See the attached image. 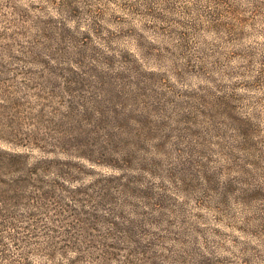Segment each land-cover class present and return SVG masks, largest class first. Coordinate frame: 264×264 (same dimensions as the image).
I'll list each match as a JSON object with an SVG mask.
<instances>
[{"label":"rangeland","instance_id":"obj_1","mask_svg":"<svg viewBox=\"0 0 264 264\" xmlns=\"http://www.w3.org/2000/svg\"><path fill=\"white\" fill-rule=\"evenodd\" d=\"M0 148L110 264H264V0H0ZM33 210L5 212L37 256Z\"/></svg>","mask_w":264,"mask_h":264},{"label":"trees","instance_id":"obj_2","mask_svg":"<svg viewBox=\"0 0 264 264\" xmlns=\"http://www.w3.org/2000/svg\"><path fill=\"white\" fill-rule=\"evenodd\" d=\"M240 21L216 20L211 22V27L239 36L244 32ZM38 160H29L23 151L0 148V264H110L116 259L115 250L119 249L113 238L108 231L94 225L96 215L85 216L79 198L65 196L73 205L63 203L66 208L62 207L56 214L53 181L41 172L42 161ZM15 207L38 209L33 210L40 226L34 235H38L37 243L43 252L37 256L33 254L36 252H29V241L18 236V229L24 227L28 238L26 225L16 226L7 218L5 211Z\"/></svg>","mask_w":264,"mask_h":264}]
</instances>
